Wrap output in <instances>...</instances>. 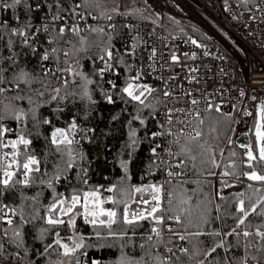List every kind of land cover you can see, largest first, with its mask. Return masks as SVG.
<instances>
[{"label": "snow or ice", "instance_id": "1", "mask_svg": "<svg viewBox=\"0 0 264 264\" xmlns=\"http://www.w3.org/2000/svg\"><path fill=\"white\" fill-rule=\"evenodd\" d=\"M235 6L264 34V0ZM158 8L0 0V264H102L91 248L115 249L108 264H264V98L226 96L205 58L228 57ZM116 131L122 175L97 183Z\"/></svg>", "mask_w": 264, "mask_h": 264}, {"label": "built area", "instance_id": "2", "mask_svg": "<svg viewBox=\"0 0 264 264\" xmlns=\"http://www.w3.org/2000/svg\"><path fill=\"white\" fill-rule=\"evenodd\" d=\"M229 2L234 5L231 13L224 10L223 0H167V3L159 0L157 10L176 18H192L200 22L203 30L206 29L215 39L216 44H209L211 51L220 52L228 59L205 58V62L212 69L208 73L209 79L217 80L216 87L220 86L221 81L230 86L231 90L225 93L226 96L235 97L236 89L242 88L249 96L264 98V83H261L264 81V49L260 47L264 42L262 26L258 22H245L243 18L232 19L233 15L240 17L243 8L235 6L236 0ZM183 49L188 50V46H183ZM220 68H224L227 75H222ZM242 99L251 108L247 98Z\"/></svg>", "mask_w": 264, "mask_h": 264}, {"label": "trees", "instance_id": "3", "mask_svg": "<svg viewBox=\"0 0 264 264\" xmlns=\"http://www.w3.org/2000/svg\"><path fill=\"white\" fill-rule=\"evenodd\" d=\"M171 15L165 14L164 17H168ZM173 17V16H172ZM176 20L180 21L179 26L172 25L173 28H175V32L173 33L174 35L179 34V28L183 27L184 31L188 35H192L194 38L198 36L196 32H193V27L199 29L200 33H206L208 34L205 30L201 29L198 27L196 24L192 23L191 21L185 20V19H180L174 17ZM167 23L168 21L165 20ZM209 35V34H208ZM210 36V35H209ZM217 42L215 39L212 38V40L209 42V44H216ZM119 47V44H117ZM112 106L110 105H103L101 109V115L104 117V122H107L108 118L112 114ZM101 127L103 128V123L101 124ZM105 132L108 131L107 128L103 129ZM115 139H111L109 142L108 138H105L103 140V143L109 144V153H99L98 159L94 161V169H95V175L93 177L94 181L97 183H105L103 180L104 176L109 177L110 180H114L118 178L120 175H122V170L119 168L118 163L115 165L113 164V158L117 155L120 145L122 143V138L120 137L119 131H116L114 133ZM42 143V142H37ZM227 153H225L226 155ZM93 156H96L97 153L93 151L92 153ZM105 157H107L105 159ZM148 157L149 153L146 148H142L141 150L137 151L136 155L133 157L132 164L130 165V172L132 174V181L131 183H138L139 176L144 172V170L147 167L148 164ZM151 179V178H150ZM63 191V189H61ZM27 194H32L31 191H27ZM80 229L82 232L87 233L90 231L89 227L87 225H84L81 222H78ZM89 255L92 259L95 260H100L102 264H108L109 261H113L116 259V256L118 255L117 251L115 249H108V248H91L88 250Z\"/></svg>", "mask_w": 264, "mask_h": 264}, {"label": "rangeland", "instance_id": "4", "mask_svg": "<svg viewBox=\"0 0 264 264\" xmlns=\"http://www.w3.org/2000/svg\"><path fill=\"white\" fill-rule=\"evenodd\" d=\"M177 7L178 5L175 4ZM180 19H185V20H188V21H191L192 23L196 24L198 27H200L201 29H203L202 25L200 24V22H197L196 20L194 19H190V18H185V17H180ZM206 30V29H205ZM207 31V30H206ZM208 32V31H207Z\"/></svg>", "mask_w": 264, "mask_h": 264}]
</instances>
